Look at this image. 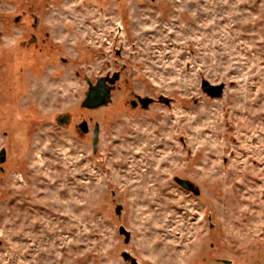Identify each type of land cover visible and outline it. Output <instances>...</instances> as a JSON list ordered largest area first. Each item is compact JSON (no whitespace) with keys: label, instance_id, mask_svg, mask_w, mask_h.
Returning <instances> with one entry per match:
<instances>
[{"label":"rangeland","instance_id":"1","mask_svg":"<svg viewBox=\"0 0 264 264\" xmlns=\"http://www.w3.org/2000/svg\"><path fill=\"white\" fill-rule=\"evenodd\" d=\"M3 148L0 264H264V0H0Z\"/></svg>","mask_w":264,"mask_h":264},{"label":"water","instance_id":"2","mask_svg":"<svg viewBox=\"0 0 264 264\" xmlns=\"http://www.w3.org/2000/svg\"><path fill=\"white\" fill-rule=\"evenodd\" d=\"M107 77H100L98 84L95 86V88H92V86L89 87L85 100L82 103V106L85 108L89 109H96V108H101L102 106H105L112 102V84H115L116 81L118 80V75H115L114 77L110 78V84L106 82ZM202 89L203 91L208 94L209 96L213 98H220L224 94V89H225V84H213L208 80H202ZM141 101H142V109H147L149 106L155 101L154 98L152 97H142L139 96ZM160 101L163 103L170 104L171 100L166 97V96H160ZM65 120H68L69 117L65 116ZM81 129L84 132H87L89 130L88 128V123L87 121H84L83 123L80 124ZM99 139H100V124L96 123L95 129H94V138H93V145H94V151L97 152L99 149ZM6 149L3 148V150L0 153V162L5 161L6 158ZM175 181H178L182 186L185 188L193 191L196 195L201 194L200 188L197 186L196 183L193 181L187 180V179H181L179 177L175 178ZM122 210V206L119 205L117 207V213L120 214ZM123 256L125 260L129 264H138L137 259L135 256L133 257L130 253L128 252H123Z\"/></svg>","mask_w":264,"mask_h":264},{"label":"flooded vegetation","instance_id":"3","mask_svg":"<svg viewBox=\"0 0 264 264\" xmlns=\"http://www.w3.org/2000/svg\"><path fill=\"white\" fill-rule=\"evenodd\" d=\"M37 40H38V38L37 37H33L32 38V41H31V43H29V42H27V40H22V41H19L18 43H16V45H14L15 47L17 46V44H21V46H19V47H21V48H27L28 47V44H34V43H36L37 42ZM50 43H52L51 42V40L49 41ZM10 48H12L13 49V47H10ZM7 50V49H6ZM7 52V51H6ZM121 53V52H120ZM6 64L7 65H9V62H6ZM116 65H119V62L117 61L116 62ZM126 65H122V66H120V69H118V70H113L112 72H107L105 75H102L101 77H107V80H106V82L108 83V84H110V78H112V77H114L115 75H118V80L116 81V83L115 84H110L111 85V87H112V92L116 89V87H118V83L120 82V80H121V78H122V74L126 71ZM99 78L100 77H98V78H96V81L95 82H93V81H88V89H89V87L90 86H92V88H95V86L98 84V82H99ZM11 84V83H10ZM140 95H136V94H133V96L131 97V100H130V102H129V105L133 108V109H141L142 108V101H141V99H140V97H139ZM15 101V100H14ZM103 107V106H102ZM86 109H89V108H86ZM144 109V108H143ZM90 110H92V109H90ZM67 116V115H66ZM64 117L65 116H60V118H58V123H60L61 125H64V124H67L69 121H70V117H69V119L68 120H65L64 119ZM84 122V121H83ZM82 122V123H83ZM87 123H88V121H87ZM95 125H96V123H95ZM95 125H94V129H95ZM79 126V128L81 129V127H80V124L78 125ZM88 128H89V123H88ZM94 129H93V138H94ZM82 130V129H81ZM90 130V129H89ZM89 130H87V132H84L83 130H82V132L83 133H89Z\"/></svg>","mask_w":264,"mask_h":264},{"label":"bare ground","instance_id":"4","mask_svg":"<svg viewBox=\"0 0 264 264\" xmlns=\"http://www.w3.org/2000/svg\"><path fill=\"white\" fill-rule=\"evenodd\" d=\"M141 177H142V175H140ZM129 179V178H128ZM130 180V179H129ZM147 180H148V178H147ZM140 183V182H139Z\"/></svg>","mask_w":264,"mask_h":264}]
</instances>
